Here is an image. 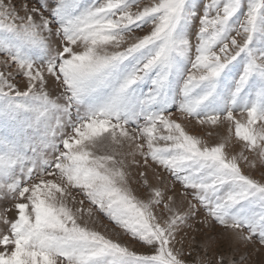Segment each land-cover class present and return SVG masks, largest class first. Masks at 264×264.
<instances>
[{
  "label": "snow or ice",
  "instance_id": "1",
  "mask_svg": "<svg viewBox=\"0 0 264 264\" xmlns=\"http://www.w3.org/2000/svg\"><path fill=\"white\" fill-rule=\"evenodd\" d=\"M36 4L18 10L0 0V199L17 212L0 215V264H188L176 236L197 204L205 225L210 218L233 242L264 248V179L240 164L255 166L246 152L264 160V0H210L195 31L194 0ZM146 25V34L126 37ZM174 108L202 126L227 121L229 136L210 144L173 118ZM233 125L243 146L230 155ZM137 155L146 199L130 185ZM149 160L196 203L173 207L174 197L149 183ZM161 204L166 218L154 212ZM94 208L150 253L82 223ZM206 257L207 249L196 264L245 260Z\"/></svg>",
  "mask_w": 264,
  "mask_h": 264
},
{
  "label": "rangeland",
  "instance_id": "2",
  "mask_svg": "<svg viewBox=\"0 0 264 264\" xmlns=\"http://www.w3.org/2000/svg\"><path fill=\"white\" fill-rule=\"evenodd\" d=\"M7 3L8 0H5ZM97 0H84V3H95ZM102 2V0H100ZM141 5L149 4L152 0H140ZM197 7L195 11L197 12V19L194 25L191 26L192 30L195 31L199 26V16L203 14V5L210 2V0H194ZM11 3L14 4L19 10L21 5L27 3L29 7L36 4V0H11ZM135 10V9H133ZM246 10V7H245ZM213 15L215 13H212ZM20 15H24L23 11H20ZM243 19V16L240 17ZM150 25L144 26L142 29L134 30L131 34H125L126 37L135 38L137 36H142L150 30ZM235 35V33H233ZM55 37L53 40L55 41ZM193 44L196 43L194 37H191ZM238 40H242V37H237ZM128 43L132 42V39H128ZM127 43L122 45L126 47ZM0 55V59H2ZM194 59V56H193ZM15 66H13L14 69ZM191 68V65H188ZM10 69V70H13ZM47 75V74H46ZM18 84L21 90H23L26 83V78L23 76H17L14 81ZM48 90L53 94L59 92V87L55 82L49 78ZM147 91V87L144 88ZM173 118L177 119L179 122L186 126V129L197 135H203L208 139L210 144H215L220 142L223 138L229 136L228 132V122L222 121L217 126L213 127L210 125H199L194 119L181 120V113H179L175 108L172 109ZM234 115L237 119H246V115L242 117L239 110H237ZM134 127V125L132 126ZM211 132L212 135L208 136L207 133ZM235 129L233 125V132L231 139L228 141V147L226 151L231 155L238 153L242 148V142L238 141L235 137ZM122 151L128 152L131 149L127 144L124 145ZM245 155L249 157L250 162H254L255 166H252L251 163H245L243 160L240 161L241 168L245 174L251 175L256 179H264V160L260 159L254 152H246ZM131 159V157H129ZM137 159L141 161V166H129L127 169L130 173V185L135 191L136 195L141 199H146L149 195L147 188L143 186L142 178L139 177L138 173L145 171L143 167L142 158L137 155ZM150 167L147 168L149 183L153 186H159L165 191L166 196H173L174 203L173 207L181 211H187L188 202L196 203L192 200V190L185 189L179 182H177L174 177H172L167 171H165L160 166L154 164L149 160ZM157 176L159 179H157ZM187 193V194H185ZM72 194L77 196V200H82L84 197L78 195L76 190H72ZM15 201L9 199H0V215H7L9 220L16 218L17 212L13 207ZM69 203L71 204V199L69 198ZM87 200L84 202V208L89 207ZM73 207H79V204L73 205ZM8 209V211H5ZM154 212L158 218H166L168 212L163 208V205H158L154 208ZM206 216V211L204 208L197 204L196 215L188 219L185 224L180 225L178 233L176 236V241L183 240V243H176L175 247L181 249L184 253V258L188 261V264H196L200 257L205 255V249H207V257L212 258L216 253H224L226 255L233 256L235 259L239 260L240 256H244L245 260L243 264H264V248H261L258 244H238L233 242L230 239V234L225 231V229L216 223L214 220L209 218L208 225L203 223ZM81 222H87L90 227L95 228L98 231H101L105 235L110 236L113 239L120 241L121 243L126 244L132 250L150 253L151 249L144 246L140 241L133 239L130 235L124 233V231L115 225L114 222L110 221L103 213L97 211L95 208L93 210V215L91 217L86 214L83 216ZM7 227L3 223H0V231H6ZM187 234V235H186ZM192 237H195V240H192ZM257 249H259L257 251ZM2 250V247H0ZM190 253V254H189Z\"/></svg>",
  "mask_w": 264,
  "mask_h": 264
}]
</instances>
